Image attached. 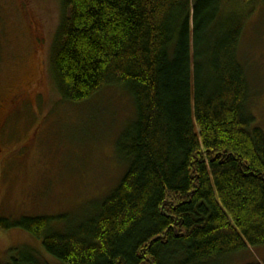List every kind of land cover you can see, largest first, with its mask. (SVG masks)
Returning <instances> with one entry per match:
<instances>
[{
	"label": "trees",
	"instance_id": "1",
	"mask_svg": "<svg viewBox=\"0 0 264 264\" xmlns=\"http://www.w3.org/2000/svg\"><path fill=\"white\" fill-rule=\"evenodd\" d=\"M261 5L60 0L52 80L70 106L105 90L132 98L116 145L124 174L64 232L56 216L4 219L0 230L26 233L57 264H221L264 248V132L239 58ZM7 254L2 264H50L30 247Z\"/></svg>",
	"mask_w": 264,
	"mask_h": 264
},
{
	"label": "rangeland",
	"instance_id": "2",
	"mask_svg": "<svg viewBox=\"0 0 264 264\" xmlns=\"http://www.w3.org/2000/svg\"><path fill=\"white\" fill-rule=\"evenodd\" d=\"M60 15V0H0V220L62 217L56 228L64 232L121 180L116 145L135 110L131 96L115 90L78 106L63 103L49 70ZM239 58L251 85L248 112L264 132V5L247 17ZM21 246L57 264L17 228L0 230V263ZM258 261L264 263V248L221 264Z\"/></svg>",
	"mask_w": 264,
	"mask_h": 264
}]
</instances>
